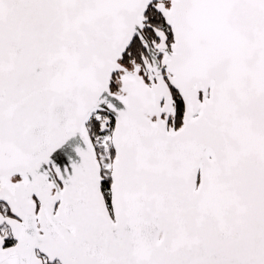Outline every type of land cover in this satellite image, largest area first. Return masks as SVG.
<instances>
[{"label":"snow or ice","instance_id":"1","mask_svg":"<svg viewBox=\"0 0 264 264\" xmlns=\"http://www.w3.org/2000/svg\"><path fill=\"white\" fill-rule=\"evenodd\" d=\"M0 264H264V0H0Z\"/></svg>","mask_w":264,"mask_h":264}]
</instances>
